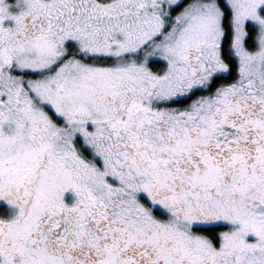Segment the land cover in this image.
<instances>
[{
    "label": "snow or ice",
    "instance_id": "obj_1",
    "mask_svg": "<svg viewBox=\"0 0 264 264\" xmlns=\"http://www.w3.org/2000/svg\"><path fill=\"white\" fill-rule=\"evenodd\" d=\"M0 264H264V0H0Z\"/></svg>",
    "mask_w": 264,
    "mask_h": 264
}]
</instances>
